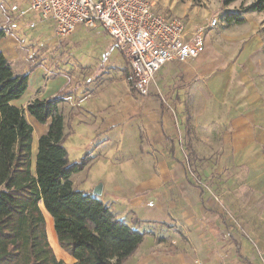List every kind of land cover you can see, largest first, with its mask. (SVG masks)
<instances>
[{"label":"crops","instance_id":"0c3cea01","mask_svg":"<svg viewBox=\"0 0 264 264\" xmlns=\"http://www.w3.org/2000/svg\"><path fill=\"white\" fill-rule=\"evenodd\" d=\"M263 14H245L257 17L256 34ZM45 23L54 32V22L39 18L23 0H0L5 34L0 51L17 75L29 76L28 91L14 104L26 109L34 100L69 92L61 106L66 125L71 120L64 111L101 135L88 138L91 152L113 151L105 159L121 171L114 173L111 187L103 183L96 198L126 225L146 233L124 264H264V227H251L264 225V70L258 69L264 64L253 63L249 51L255 47L237 45L244 35L227 36L220 44L222 33L210 30L199 58L167 64L151 95L142 97L132 92L125 59L101 28L75 32L109 37L104 58L80 62L79 73L35 56L29 49L34 45H26V31ZM101 155H92L93 163ZM214 161L211 170L198 167L197 174L184 166ZM92 188L86 192L93 195ZM54 240L49 243L56 257L74 264Z\"/></svg>","mask_w":264,"mask_h":264},{"label":"trees","instance_id":"16d2710c","mask_svg":"<svg viewBox=\"0 0 264 264\" xmlns=\"http://www.w3.org/2000/svg\"><path fill=\"white\" fill-rule=\"evenodd\" d=\"M243 13H264V0H255ZM225 22L236 26L244 20L235 14ZM4 37L0 29V41ZM129 79L132 86L133 75ZM28 87V74L17 75L0 51V264H66L50 246L45 212L53 218L59 246L74 264H124L146 233L119 220L92 194L74 188V174L93 160L91 151L80 162L68 159L61 106L69 92L34 100L25 109L38 124L48 125L33 168L34 129L14 104Z\"/></svg>","mask_w":264,"mask_h":264},{"label":"rangeland","instance_id":"374dc122","mask_svg":"<svg viewBox=\"0 0 264 264\" xmlns=\"http://www.w3.org/2000/svg\"><path fill=\"white\" fill-rule=\"evenodd\" d=\"M155 11L157 14L166 16L167 18H185L187 23V28L191 29L195 25H206L207 22L211 19H217L219 21V24L217 28L214 30L219 31L222 33V36L218 38V42L220 44L225 43L227 36L230 37H241L244 35L245 37L240 39L241 43L237 44L238 46L245 48H250L251 46L255 47L254 50L249 51L250 53L253 52V63L255 66H258L257 64H264V14L261 16V32L256 34L254 31L255 24H257L258 19L254 15H250L249 18L243 11L255 0H238L235 1V3L228 4V0H155ZM240 15L245 17L247 19L246 23H242L239 25H230L225 22V19L227 16H233V15ZM252 16V17H251ZM254 16V17H253ZM227 26H230L228 29ZM233 27V28H232ZM27 33V41L26 45H34L33 47H29V49L35 54V56L39 55V59H42L44 62H47V64L51 65L53 62H58L60 69L64 71L71 72L72 70H76L78 73L82 71L78 65L80 62H86L94 64L96 59H102L104 58V48L103 46H106L105 44H108V38L106 36L103 38H98V33L90 32L86 30H81L74 35L68 37L65 39V41H60L56 36L55 32H53V29L49 23H45L41 29H36V31ZM98 38V39H97ZM104 40H107L105 42ZM249 53V54H250ZM126 63V60H125ZM126 66L128 68V72L131 73V70L129 66L126 63ZM260 70H264V68H258ZM129 74V76H130ZM132 80V79H131ZM260 81V80H259ZM132 92H135V90L132 89ZM137 95V94H136ZM121 97H123L121 95ZM23 104V103H22ZM18 106H22L21 104H18ZM212 106L211 103L207 104V107L209 108ZM24 113L26 119L30 122V124L35 128L34 130V141H33V154H32V162H33V168L36 166V155L38 153V140L39 137L42 136L43 133L42 130L45 129L44 125L38 124L35 119H33L29 114L26 112L25 107H20ZM68 111V110H67ZM110 113V112H109ZM174 113L177 114L176 109L174 110ZM64 115L66 117L69 116L71 122L65 126L66 132V139L64 142V146L67 149L68 152V159L71 162H80L82 158L85 156L87 152L90 151L89 147L92 144V141H89L88 138L92 136V138H100V136H97V134H93V131H89L90 129L86 126L84 123H80L78 120H75L76 117L74 115H69V113H66L64 111ZM178 115V114H177ZM74 117V118H71ZM126 121L124 120L123 123ZM122 123V122H120ZM220 125V124H219ZM123 126H118V130L123 129ZM94 139V140H95ZM109 152H101V151H95L93 150L92 155L93 159L97 158L101 154V159H98L97 162L91 163L88 165L82 172H79L77 174H74L73 176V182H74V188L79 191H87L90 189H93L92 187L97 185L106 183L108 187L112 186L113 183V177L115 174H119L121 171L120 166H114L116 165L112 159H105V157H110L113 155ZM188 170L192 171L193 173H198V167L200 169H207L211 170L215 165H217V162H211V164H187ZM211 165V166H210ZM115 173V174H114ZM198 179L202 183H206V179H203L202 177L198 176ZM216 196H214L215 198ZM221 203H223V200H221ZM219 205V204H218ZM42 207V206H41ZM44 212V211H43ZM228 213L231 215H234L231 209L228 208ZM46 217L48 218V229L47 233L49 235V241L50 243L54 244L55 239L57 240L56 233L53 229L52 224V218L47 214ZM258 214L255 212L254 214L250 215H256ZM50 227V228H49ZM251 227H257V230H261L264 225L260 223H251ZM52 233L54 235L52 236ZM248 234L250 232L248 231ZM58 244V242H57ZM51 246V245H50ZM59 246V244H58ZM52 247V246H51ZM53 248V247H52ZM252 248V247H251ZM54 249V248H53ZM60 250H62L64 253H66L60 246ZM55 251V250H54ZM254 255L256 257L260 258L259 255L255 252ZM58 257V256H57Z\"/></svg>","mask_w":264,"mask_h":264},{"label":"built area","instance_id":"2783aa9c","mask_svg":"<svg viewBox=\"0 0 264 264\" xmlns=\"http://www.w3.org/2000/svg\"><path fill=\"white\" fill-rule=\"evenodd\" d=\"M43 20L54 22L60 41L79 28H101L114 41L133 73L132 88L149 97L167 64L199 58L205 39L219 21L187 28L185 18L156 13L155 0H23Z\"/></svg>","mask_w":264,"mask_h":264},{"label":"water","instance_id":"95a60500","mask_svg":"<svg viewBox=\"0 0 264 264\" xmlns=\"http://www.w3.org/2000/svg\"><path fill=\"white\" fill-rule=\"evenodd\" d=\"M102 184L97 185V187L95 188V190L93 191V196L96 198L98 196H101L103 193V188H102Z\"/></svg>","mask_w":264,"mask_h":264},{"label":"bare ground","instance_id":"6f19581e","mask_svg":"<svg viewBox=\"0 0 264 264\" xmlns=\"http://www.w3.org/2000/svg\"><path fill=\"white\" fill-rule=\"evenodd\" d=\"M50 228V227H49ZM54 235V233H52V236ZM51 242V241H50ZM57 247V246H56Z\"/></svg>","mask_w":264,"mask_h":264}]
</instances>
